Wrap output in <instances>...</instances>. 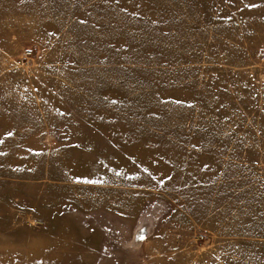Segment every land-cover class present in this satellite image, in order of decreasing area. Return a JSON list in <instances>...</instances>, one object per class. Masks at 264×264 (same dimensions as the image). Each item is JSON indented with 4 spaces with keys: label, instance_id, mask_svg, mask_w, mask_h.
Wrapping results in <instances>:
<instances>
[{
    "label": "rangeland",
    "instance_id": "obj_1",
    "mask_svg": "<svg viewBox=\"0 0 264 264\" xmlns=\"http://www.w3.org/2000/svg\"><path fill=\"white\" fill-rule=\"evenodd\" d=\"M0 264H264V0H0Z\"/></svg>",
    "mask_w": 264,
    "mask_h": 264
}]
</instances>
